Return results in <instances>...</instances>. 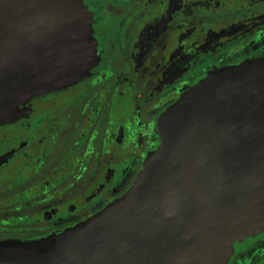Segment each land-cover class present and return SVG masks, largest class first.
<instances>
[{"label":"water","instance_id":"obj_1","mask_svg":"<svg viewBox=\"0 0 264 264\" xmlns=\"http://www.w3.org/2000/svg\"><path fill=\"white\" fill-rule=\"evenodd\" d=\"M83 0H0V124L100 60ZM125 196L47 238L0 241V264H227L264 228V59L212 71L163 114Z\"/></svg>","mask_w":264,"mask_h":264},{"label":"flooded vegetation","instance_id":"obj_2","mask_svg":"<svg viewBox=\"0 0 264 264\" xmlns=\"http://www.w3.org/2000/svg\"><path fill=\"white\" fill-rule=\"evenodd\" d=\"M98 63L0 124V241L47 238L131 189L160 120L212 71L264 59V0H83ZM252 239V240H251ZM229 264H264V232Z\"/></svg>","mask_w":264,"mask_h":264},{"label":"rangeland","instance_id":"obj_3","mask_svg":"<svg viewBox=\"0 0 264 264\" xmlns=\"http://www.w3.org/2000/svg\"><path fill=\"white\" fill-rule=\"evenodd\" d=\"M263 232H264V228H262L261 230H258V231H257V234H256L254 237H256L258 234H261V233H263ZM254 237H253V238H254ZM251 240H252V239H251ZM231 258H232V256H231ZM231 258H230V259H231ZM229 261H230V260H229ZM227 264H229V262H228Z\"/></svg>","mask_w":264,"mask_h":264}]
</instances>
